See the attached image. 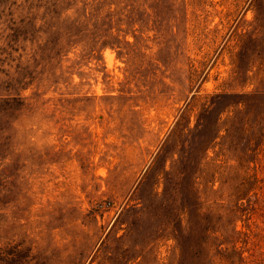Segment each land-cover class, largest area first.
Listing matches in <instances>:
<instances>
[{
  "label": "rangeland",
  "instance_id": "obj_1",
  "mask_svg": "<svg viewBox=\"0 0 264 264\" xmlns=\"http://www.w3.org/2000/svg\"><path fill=\"white\" fill-rule=\"evenodd\" d=\"M14 97L0 264H264V0H0Z\"/></svg>",
  "mask_w": 264,
  "mask_h": 264
},
{
  "label": "trees",
  "instance_id": "obj_2",
  "mask_svg": "<svg viewBox=\"0 0 264 264\" xmlns=\"http://www.w3.org/2000/svg\"><path fill=\"white\" fill-rule=\"evenodd\" d=\"M22 88H24V86L21 87V88L19 89V91H20ZM18 94L20 95L19 92H18ZM13 100L16 101L17 104L8 103V105H7V107H6L5 109H1V105H0V113H1L2 115L8 117L9 114H12L14 111H17V110L21 109L22 106H23V102L25 101V99L22 98V97H14ZM7 102H9V100H8Z\"/></svg>",
  "mask_w": 264,
  "mask_h": 264
}]
</instances>
